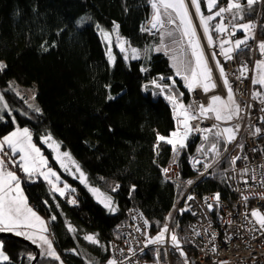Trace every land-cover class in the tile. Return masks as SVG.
I'll list each match as a JSON object with an SVG mask.
<instances>
[{
  "label": "trees",
  "instance_id": "16d2710c",
  "mask_svg": "<svg viewBox=\"0 0 264 264\" xmlns=\"http://www.w3.org/2000/svg\"><path fill=\"white\" fill-rule=\"evenodd\" d=\"M90 1L0 0V92L14 116L0 118V137L16 127L27 128L33 142L48 157L49 167L71 187L60 196L40 177L21 178L28 204L45 217L59 256L55 260L42 252L36 264H108L110 243L118 238V228L130 209L138 212L144 224L147 221L148 235L154 238L167 225L184 190L161 175L173 151L164 142L157 146V136L170 137L177 126L171 104L152 81L186 106H190V91L168 57L157 51L159 33L146 31L150 11L144 10L143 0H98L99 9ZM227 1L218 0L212 12L226 7ZM240 3L243 19L233 22H250L255 29L260 11L257 34L264 38V0H255L251 6L247 0ZM200 4L202 14H212L206 0H200ZM230 15L225 13L228 27ZM219 20L217 17L210 23L215 25ZM114 27L118 36L138 51L139 58L126 59L113 47L110 62L97 29L110 31ZM210 29L214 41L218 33ZM241 36L243 32H236L232 39ZM250 42L236 51L238 57H249ZM10 81L35 88L39 111L29 110L24 98L10 88ZM49 136L71 155V169L77 177L56 161L45 142ZM213 143L218 152L222 147L212 134L202 148L208 160L216 156L209 150ZM199 148L198 139L189 135L186 146L174 154L173 161L183 179L204 168L203 156L199 163L195 161ZM226 166L223 162L205 176L195 186L196 193H219L221 200L231 205L234 197L223 176ZM80 172L85 183L80 180ZM91 188L110 197L116 211L110 212L96 202ZM189 220V216H183L177 231L184 254L191 253L186 242ZM69 226L74 231H69ZM89 235L99 243L85 239ZM0 241L9 257L5 264L31 263L29 257L35 253L30 247L14 239ZM172 260H178V255Z\"/></svg>",
  "mask_w": 264,
  "mask_h": 264
},
{
  "label": "built area",
  "instance_id": "2783aa9c",
  "mask_svg": "<svg viewBox=\"0 0 264 264\" xmlns=\"http://www.w3.org/2000/svg\"><path fill=\"white\" fill-rule=\"evenodd\" d=\"M150 18L151 16L149 20ZM149 20L144 27L146 31L154 33L156 29L151 28ZM258 22L259 20L257 25ZM225 37L230 39L232 36ZM222 40L217 39L212 47L205 46V51L217 82L216 93L221 97L225 96L216 70L218 60L224 68L234 100L241 108L239 115L230 124L234 129L238 126L235 139L230 143L222 139L223 149L211 160H208L207 155H203L201 164L207 163L209 167L207 170L203 168L191 178H181L179 167L173 161L174 153L170 162L161 169L165 181L178 183L184 189L169 216L167 226L170 232L174 231L177 235L180 219L185 215L190 217L186 242L191 253L181 256L180 251L172 246L167 233L163 243L145 247V235L149 237L147 227L138 212L130 209L125 223L118 228V238L110 243L111 260H123L124 264H185V261L187 264H264V233L258 230V225L257 230H251L253 226L248 223L252 210H259L264 214V186H261L264 183V87L260 86L259 90L255 91L252 83L255 61L261 56L258 45L264 40L255 37L248 44L249 57L240 58L234 52L231 60H225L220 54L219 44ZM213 54L216 56L215 60L211 58ZM242 66L247 67L246 76L237 78ZM189 95L190 106L195 109L207 104V95L203 91H191ZM191 124L198 125L201 131H193L189 135L200 141L204 135L210 133L204 131L205 129L215 131L216 128L226 127L211 116L193 120ZM235 157L239 159L233 165L232 160ZM223 162L227 164L223 176L234 197L231 205L222 201L219 193L200 196L195 191V186ZM163 169H168L167 174ZM245 169H248L247 175L243 173ZM253 175L256 180L252 179ZM217 194L218 201L213 199ZM189 196L193 199L188 200ZM245 196L248 197L247 201L244 200ZM209 204L213 206L211 211L208 209ZM213 247L215 252L212 251ZM173 255H178V260L173 261Z\"/></svg>",
  "mask_w": 264,
  "mask_h": 264
},
{
  "label": "snow or ice",
  "instance_id": "6c2138e0",
  "mask_svg": "<svg viewBox=\"0 0 264 264\" xmlns=\"http://www.w3.org/2000/svg\"><path fill=\"white\" fill-rule=\"evenodd\" d=\"M218 0H207V8L211 15L205 16L201 13L200 0H191V7L195 8V14L199 18V27L203 30L204 37L208 41V46H213V39L209 35V29L212 28L216 33L220 35L235 36L236 31H244V39H237L231 41L229 39H224L220 42V54L224 56L225 60H231L233 58V53L240 50L242 45H246L249 39H252L251 29L254 27L251 24H237L233 23L237 19H243L242 16V5L240 0H228L226 7H219L217 11L212 12L214 8L217 7ZM255 3V0H247L248 6ZM153 16L150 22L152 29L163 28L165 22L169 25H176V30L180 34V41L183 44L186 41L187 51L190 53V61H184L183 59H177L173 57L176 61L174 67L176 68L177 75L185 82V86L188 90L194 91L195 88L201 87L205 93L209 92L211 89L216 87V83L213 80V70L209 67L208 61L205 58L204 51L201 48L200 41L197 37L196 29L193 26L192 18L189 15L188 6L185 4V0H154L152 3ZM225 13H231V19L229 20L230 28L225 26ZM220 18L219 22L212 25L210 22ZM178 22V23H177ZM79 24L83 23V20L78 21ZM101 35L108 39L109 34L101 30ZM165 34H161V40L163 41ZM167 35L171 36L172 33L168 32ZM119 43V42H118ZM228 45V47H226ZM163 47V44H162ZM259 50L261 55L264 56V42L259 45ZM160 49H157L159 51ZM121 51H125L121 47ZM109 58L111 60V54L109 53ZM127 58V57H126ZM132 58L137 59L138 53L135 49H132ZM213 60L216 59L215 54L211 57ZM3 65H0L2 68ZM257 73L253 77L252 83L260 84L264 87V61H260L256 65ZM216 69L219 71L220 79L223 81L224 87L228 90V99L222 100L220 96H213L211 103L208 105H200L198 109L193 106H186L182 101L179 100L177 96L165 94V88L157 84L156 81H152L154 87L160 89V94H164V98L169 101L172 106L174 117L177 121V128L174 130L170 137L157 136V146L160 142L167 143L171 145L174 154H178L179 150L186 146L185 141L189 134L193 131H201L198 125L191 124V121L198 120L200 118H210L214 117L217 121L228 122L234 117H237L241 111L240 106L235 102L233 98V93L227 76L225 74L224 68L221 63L216 61ZM144 69H142L143 71ZM247 73V67L242 66L240 69V76L237 78L245 77ZM256 98V94H253V99ZM111 99V97H109ZM3 97H0V111L7 109V105L2 103ZM264 102V101H262ZM34 111H39V109H33ZM264 111V109H262ZM238 126L236 128L225 127L216 128L214 135L217 140L224 139L226 143H230L235 139V132L238 131ZM206 132H211V129H205ZM259 132V129H257ZM207 140V136L204 137ZM50 141L51 137H47ZM7 146L12 154L19 153L20 155V169L31 179L34 175L44 176L45 180L49 183L51 190L57 192L60 196L65 195V191L58 188L56 183L53 182L50 177H55L56 174L50 169L44 172L42 169L46 164L42 158L39 160V150L31 143V135L27 128L19 129L17 128L11 134L4 136L2 141H0V151L3 150L4 146ZM214 154L218 155L217 144L213 143L209 149ZM64 157H68L67 153L63 154ZM239 157H235L232 160V164L235 165L236 160ZM200 161H196L199 163ZM15 163V161H13ZM209 165L204 164L205 170ZM79 172V168L77 167ZM164 173L167 174L168 169H163ZM243 173L247 175L248 169L243 170ZM203 174V173H201ZM81 182L84 183V174L80 172ZM253 180H256V176H252ZM59 178H56L58 182ZM191 183V181H189ZM247 183V181H245ZM264 186V183L261 184ZM118 187V186H117ZM64 189H68V185H64ZM116 189L114 188L113 191ZM94 194L98 193L97 189H90ZM264 198V197H262ZM188 200L193 199L189 196ZM208 199V198H205ZM213 199L219 200V194H217ZM98 200L102 203L110 212H115L116 208L113 206V202L110 197L103 196V194L98 195ZM244 200L247 201L248 197L245 196ZM70 203H75V201H70ZM212 205H208V209L212 210ZM251 219L248 223L253 227L251 230H257L256 226L264 233V214L259 210H252L250 212ZM247 218V217H246ZM54 220L55 217H52ZM147 224V221H145ZM47 226L45 221H43L35 211H33L27 205L26 198L23 196V192L20 188V181L18 177L11 171L5 168L3 160H0V232H12L16 236H22L26 240H30L33 244H37L38 247L45 249L44 254L55 260H59V256L53 249L51 241L45 235L47 232ZM69 231H74L69 226ZM168 234V239L171 240L172 246L180 251V255L184 256V252L181 248L180 241L174 231L170 232L168 226L165 224L157 236L148 237L145 235V247L149 244H158L165 241V234ZM199 235V233H197ZM85 239L91 243L98 244V240L94 236H86ZM213 247L212 251L215 252ZM131 251V249H130ZM134 254V253H133ZM159 255V253H158ZM29 259H34V257H29ZM9 261V257L4 254L2 249H0V264H5ZM108 264H124V261L109 260ZM187 264V261H185Z\"/></svg>",
  "mask_w": 264,
  "mask_h": 264
},
{
  "label": "rangeland",
  "instance_id": "374dc122",
  "mask_svg": "<svg viewBox=\"0 0 264 264\" xmlns=\"http://www.w3.org/2000/svg\"><path fill=\"white\" fill-rule=\"evenodd\" d=\"M154 2V0H143V6H144V10L146 12L150 11V15L149 17L151 16L150 20H149V17H148V20L149 22H151V19H152V16H153V8H152V3ZM91 5L94 6V8L96 9H99V1L98 0H91L90 1ZM228 3V1H227ZM185 4L188 6V11H189V15L191 16L192 18V22H193V26L194 28L196 29V33H197V37L200 41V45H201V48L202 50L204 51V45H203V40L204 42L206 43V45L208 46V41L207 39L204 37V33H203V30L199 27V24H200V21H199V18L196 16L195 14V8L191 7V0H185ZM206 7H207V0H206ZM208 10V8H207ZM231 16V15H230ZM147 20V21H148ZM178 23V22H177ZM233 23H236V22H233ZM251 24L250 22H244V23H237V24ZM225 26L227 27V25L225 24ZM229 27H231V25L229 24ZM242 31V30H241ZM97 32L98 34L101 36V38L103 39L105 45H106V51H107V54L109 55L112 54V49L113 47H116V49L123 55L124 58H129V59H132V49H135L133 48L132 46H130L127 42H125V40L121 39L118 34H117V28L114 27L112 30L110 31H106V30H103V32L105 33H108L109 34V37L107 40H105V38L101 35V30L97 29ZM158 32L159 33V40H160V46L158 47V49H160L158 52L160 53H163L164 55H166L170 61V65L171 67L173 68V70L175 71L176 75H177V72H176V68L173 66L174 63L176 62L173 57L177 58V59H183L184 61H190V53L187 51V47H186V41L183 42V44L181 43L180 41V34L179 32L176 30V25H169L165 22V25L163 28H157L156 31L154 33ZM168 32H171L172 35L169 36L167 35ZM236 32H240V31H236ZM244 33V31H242ZM165 34L164 35V39L163 41L161 40V34ZM209 35L212 37L213 39V35L211 33V29H209ZM251 35H252V39H249V40H253L255 38V29H251ZM219 36H221L220 34H218V37L217 39L219 38ZM244 36H245V33H244ZM244 36L240 37L239 39H244ZM119 42V43H118ZM162 44H163V47H162ZM121 47H123L125 49V51H121ZM228 47V45H227ZM136 50V49H135ZM137 51V50H136ZM138 53V51H137ZM204 54H205V51H204ZM126 58V59H127ZM205 58L206 60L208 61L207 59V56L205 54ZM112 60V59H111ZM110 60V62H111ZM260 61H264V56H261V57H258L255 61V68H254V77L256 76V73H257V68H256V65L258 62ZM208 64H209V67L211 68L210 66V63L208 61ZM0 65H3V63L0 62ZM212 69V68H211ZM217 70V69H216ZM217 73L219 75V71L217 70ZM213 74V80L215 81L216 83V87L214 89H211L209 92L205 93L203 91V89L201 87H198L200 88L206 95H207V104L208 105L209 103H211V99L213 96H220V94L216 93L217 92V89H218V86H217V82H216V79H215V76H214V73ZM180 79L181 76L177 75ZM220 77V75H219ZM183 80V79H182ZM184 81V80H183ZM222 84H223V81L221 80ZM185 84V82H184ZM9 86L10 88L14 91V93L19 96V97H22L24 98V100L26 101V105L27 107L29 108V110L31 111H34L33 109H39L36 102H35V88L34 87H31V88H25V87H22V86H19L18 84H16L14 81H10L9 83ZM255 86H257L259 88L260 84H255ZM223 87H224V84H223ZM257 88V89H258ZM197 90V89H194V91ZM224 90H225V97H221L222 100H227L228 99V90L224 87ZM233 93V91H232ZM0 97H3L2 93L0 92ZM233 98H234V95H233ZM3 104H6L7 105V109H5L4 111H0V118L2 119H6V115L10 116L12 119H14V116H13V111L12 109L9 108L7 102L5 101L4 97H3V101H2ZM205 105V106H206ZM211 116V115H210ZM235 119V117L231 120V121H228V122H223V121H220L222 124H224L226 127H230V124L233 122V120ZM17 129V127L14 129V131ZM19 129H24V128H19ZM13 132V131H12ZM12 132L4 135V136H7L9 134H11ZM215 131H211L209 134H206L204 135L202 138H201V141L200 143H198V145L200 146L199 148V152H198V155L197 157L195 158V161H200L201 157L203 155H206L207 153L205 151H203V147L204 145L206 146V143L208 142V138L214 134ZM0 137V141H2L3 137ZM207 136V140L204 139V137ZM187 141V139H186ZM186 141H185V144H186ZM45 142L47 144V146L49 147L50 150H52V154L54 156V158L56 159V161L62 165L64 168H66L67 170L71 171L73 173V175L75 177H77V173L75 171H73L71 169V165L72 163L74 162L73 158L71 157V155L66 152L65 150H61L60 146L56 143L55 140H53L51 138L50 141L47 140V137H45ZM31 143L35 146L36 149L39 150V156L37 157V159L39 160L40 158L43 159V161L46 162V164L44 165L43 167V171L44 172H47L49 169L54 172L56 174L55 177H50V179L56 183V186L62 190L65 191V195L68 191L71 190V187L69 186V184L65 181V179H63L62 176H60V174L56 171V169L52 168V167H49V164H50V161L48 159V157L46 155L43 154L41 148L35 144L33 142V139L31 137ZM219 143L220 145H222L221 147V150L223 149L224 147V143L222 141V139L219 140ZM6 146V145H5ZM3 147V150L0 151V160H3L4 161V164H5V168L8 170V171H11L13 172L19 179L20 181V188L23 192V196L26 198L25 194H24V190H23V184H22V180L21 178L23 176H27L19 167V163H20V155L19 153H16V154H12L11 150L6 146ZM8 151H7V150ZM202 149V150H201ZM207 150V148H205ZM221 150L219 152H221ZM218 152V153H219ZM64 153H67L68 154V157H64ZM13 161H15V163H13ZM73 166V165H72ZM36 177H40L42 178L48 185L49 189L51 190V187L49 185V183L45 180L44 176H41V175H34L33 178H36ZM59 178L58 182L56 181V178ZM27 178V177H26ZM67 184L68 185V189H64V185ZM91 189H96V188H91ZM98 190V189H97ZM52 191V190H51ZM53 192V191H52ZM57 195H59L57 192H53ZM92 197L96 200H98V195L99 194H103L101 191L98 190V193L94 194L92 191L90 192ZM64 195V196H65ZM103 196H106L105 194H103ZM96 200V202H98ZM26 201H27V198H26ZM99 203V202H98ZM100 204V203H99ZM27 205L28 207H30L33 211L36 212V214L43 220L45 221L46 223V226H47V229H48V224H47V221L45 219V217L40 214L32 205H29L28 204V201H27ZM103 206V204H100ZM104 207V206H103ZM106 208V207H105ZM7 233V232H5ZM8 233H12V232H8ZM14 234V233H12ZM15 235V234H14ZM45 235L48 237V239L51 241L52 243V246H53V242H52V239L50 237V234H49V230H47V232L45 233ZM18 237H21L23 238L22 236H18ZM25 239V238H24ZM30 241V240H28ZM31 242V241H30ZM0 249H2V244H1V241H0ZM53 249H54V246H53ZM3 251V249H2ZM44 251L45 249H42V252L44 254ZM55 251V249H54ZM4 252V251H3ZM4 254L6 255V253L4 252ZM57 254V253H56ZM60 264H64L63 262H60Z\"/></svg>",
  "mask_w": 264,
  "mask_h": 264
},
{
  "label": "water",
  "instance_id": "95a60500",
  "mask_svg": "<svg viewBox=\"0 0 264 264\" xmlns=\"http://www.w3.org/2000/svg\"><path fill=\"white\" fill-rule=\"evenodd\" d=\"M3 238H6V239H14V240H18L20 242H22L23 244H25L26 246L30 247L35 255L33 256L34 259H30L31 263L30 264H36L39 257H40V254H41V251H40V247L37 246V244H33L32 242L24 239V238H21V237H18L12 233H5V232H0V239H3Z\"/></svg>",
  "mask_w": 264,
  "mask_h": 264
},
{
  "label": "crops",
  "instance_id": "0c3cea01",
  "mask_svg": "<svg viewBox=\"0 0 264 264\" xmlns=\"http://www.w3.org/2000/svg\"><path fill=\"white\" fill-rule=\"evenodd\" d=\"M259 1H261V0H259ZM258 13L260 14L261 12L259 11ZM229 14H231V13H228V15H229ZM258 23H259V22H258ZM257 26H258V25H257V21H256L255 31H257ZM252 29H253V28H252ZM241 32H242V31H241ZM218 39H219V38H218ZM216 40H217V39H216ZM216 40H214L213 43H214ZM229 40L233 41L232 37H231ZM234 41H235V39H234ZM248 41H251V40H248ZM208 47H209V46H208ZM226 47H227V45H226ZM204 51H205V48H204ZM205 53H206V51H205ZM206 55H207V53H206ZM261 56H262V55H261ZM261 56H258V57H261ZM207 57H208V56H207ZM258 57H257V58H258ZM260 86H261V85H260ZM260 86H259V87H260ZM257 88H258V87L254 85V89H255V91L259 90V88H258V89H257ZM195 89H200V88L197 87V88H195ZM224 97H225V96H224ZM207 98H208V97H207ZM207 102H208V100H207ZM29 132H30V131H29ZM30 135H31V137H32L31 132H30ZM5 148H6V146H5ZM6 150H7V149H6ZM8 150H9V149H8ZM8 150H7V151H8ZM9 151H10V150H9ZM72 176H73V175H72ZM84 179H85V176H84ZM80 180H81V179H80ZM85 181H86V179H85ZM84 183H85V182H84ZM96 200H97V198H96ZM97 201L99 202V200H97ZM99 203H100V202H99ZM100 204H102V203H100ZM103 206H104V205H103ZM104 207H105V206H104ZM23 238H24V237H23ZM40 249H41V253H42V248L40 247Z\"/></svg>",
  "mask_w": 264,
  "mask_h": 264
},
{
  "label": "bare ground",
  "instance_id": "6f19581e",
  "mask_svg": "<svg viewBox=\"0 0 264 264\" xmlns=\"http://www.w3.org/2000/svg\"><path fill=\"white\" fill-rule=\"evenodd\" d=\"M256 16H257V17H256V21L260 20V14L257 13ZM224 36H225V35H221V36H219V38H220V39H223V40H224V39H228V37H225V38H224ZM255 37L264 40V38H261V37L258 36L257 31H255ZM254 39H255V38H254ZM254 39H253V40H254ZM251 41H252V40H251ZM203 45H204V48H205V46H207L206 43L204 42V40H203ZM205 54H206V53H205ZM206 56H207V55H206ZM207 59H208V57H207ZM208 61H209V59H208ZM209 63H210V66H211V62H210V61H209ZM211 68H212V66H211ZM197 90H201V89H197ZM201 91H202V90H201ZM196 139H197V138H196ZM198 143H200V140H199V139H198ZM181 178H182V177H181ZM150 245H153V244H150ZM110 260H111V256H110Z\"/></svg>",
  "mask_w": 264,
  "mask_h": 264
}]
</instances>
